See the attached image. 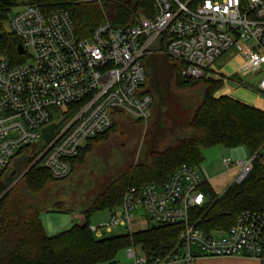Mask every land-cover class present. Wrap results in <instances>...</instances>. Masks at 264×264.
Masks as SVG:
<instances>
[{
	"label": "built area",
	"instance_id": "1",
	"mask_svg": "<svg viewBox=\"0 0 264 264\" xmlns=\"http://www.w3.org/2000/svg\"><path fill=\"white\" fill-rule=\"evenodd\" d=\"M91 3L101 0H73ZM6 26L23 46L24 61L0 57V170L26 146H43L36 159L55 180L67 178L70 161L87 142L114 124V113L135 120L153 116L155 101L143 88L146 58L163 55L181 65L184 79L212 77L214 66L243 43L242 70L264 67V0H154V14L138 12L136 25L106 22L89 38L76 35L69 13L44 12L27 5L14 11ZM219 75V74H218ZM224 86L229 78L223 76ZM245 84V83H244ZM258 92L264 95V76ZM79 104L69 116V106ZM62 117L53 123V116ZM55 125L48 142L43 131ZM20 150V151H18ZM252 160H223L240 183ZM211 186L204 168L182 165L164 185L129 187L109 222L89 226L98 239L116 227L132 229L135 219L180 228L174 248L164 257L129 248L134 264H194L201 258L244 257L264 260V214L244 212L226 232L203 233L191 220L203 208ZM78 221L85 223L84 216Z\"/></svg>",
	"mask_w": 264,
	"mask_h": 264
},
{
	"label": "trees",
	"instance_id": "2",
	"mask_svg": "<svg viewBox=\"0 0 264 264\" xmlns=\"http://www.w3.org/2000/svg\"><path fill=\"white\" fill-rule=\"evenodd\" d=\"M27 5L38 6L46 13L56 10L69 13L80 39L89 38L106 22L136 25L139 11L148 18L154 14V0L94 3L0 0V57L16 64L24 61L17 50L21 42L6 24L14 11ZM180 70L181 65L163 55L153 54L146 58L147 82L143 88L154 98L155 117L163 118L168 111L161 91L163 81H171L180 94L196 96V101L191 102L184 97L177 101L172 97L168 101L179 108L178 124L170 135V145L159 150L151 147L139 164L106 180L99 189L87 191L74 184L73 177L87 168L89 155L106 144L121 121L128 118L122 112H115L113 127L90 139L79 156L70 161L72 171L67 178L53 179L43 167L42 159L21 174L23 176L0 199V264H115L119 252L134 246H139L148 256H166L179 240L178 227L154 226L123 236L105 235L98 239L89 230V220L98 212L114 213L119 209L129 187L149 183L161 186L178 167L199 166L203 150L214 146L230 151L244 149L249 159L253 158L252 169L242 182L232 183L221 194L205 186L208 200L203 208L191 213L192 222L209 235L228 231L244 212L264 214V112L227 96L216 97L224 86L222 80L213 77L184 79ZM78 108L79 104H71L69 116ZM187 114H191L189 119L185 118ZM42 151L41 145L26 146L19 155L29 168ZM7 167L0 170V197L12 183L7 177ZM47 212L81 215L86 222L76 220L70 229L48 236L41 221V215Z\"/></svg>",
	"mask_w": 264,
	"mask_h": 264
},
{
	"label": "rangeland",
	"instance_id": "3",
	"mask_svg": "<svg viewBox=\"0 0 264 264\" xmlns=\"http://www.w3.org/2000/svg\"><path fill=\"white\" fill-rule=\"evenodd\" d=\"M244 42H239L237 44L238 49L243 48ZM247 72V71H246ZM211 76L217 80H222L224 77L218 75L212 71ZM264 76V67L252 70L251 73H247L244 79L245 87L256 90L258 89L259 83ZM233 79V78H232ZM239 79L234 78L233 80L239 81ZM223 81V80H222ZM224 88V86H223ZM223 88L216 94V97L227 96L223 95ZM161 91L164 93V103L168 111L165 116L158 115L155 117V112L150 120L147 121H136L133 118H124L116 133L110 137L109 141L97 147V149L88 157V165L84 171L73 177V183L79 184L84 187L87 191H93L95 188L104 186V182L118 174L124 173L131 165L139 164L143 159V155L153 149H163L171 143L170 135L173 134L172 130H175V125L178 124V119H176L179 108L173 103L168 102L170 98L175 97L176 101L180 97H184L189 102L196 101L195 94H180L174 90L171 81H163L161 83ZM166 94V95H165ZM229 97V96H227ZM178 103V102H177ZM172 115V117H170ZM191 114H187L185 118L189 119ZM65 117L59 113L53 116V123H57L61 118ZM87 146V145H86ZM85 146V147H86ZM85 149V148H84ZM20 151V150H18ZM242 155L244 158H249L248 153L243 149ZM232 157L231 151L227 150L222 146H214L206 148L202 152V160L199 166L196 168H204L210 178V182L215 185L220 182H229L234 178V171H227L224 166L223 160ZM26 161L22 155H16L8 164L7 177L10 178L9 182L15 181L26 168ZM3 170V169H1ZM15 175L12 177V173ZM215 190H217L215 188ZM110 211H102L94 214L90 220V226L98 227L103 223L109 222L111 215ZM41 221L45 226H50L55 229L58 226V232L65 231L67 228L61 227H71L72 214H60L47 212L41 215ZM156 226L151 222H143L141 225L139 223L132 224V232L144 231L148 228ZM130 231L125 227H116L111 233L106 234V236H123L129 234ZM108 264V263H104ZM115 264H134L132 258L128 256L127 250H122L118 253ZM196 264V263H194Z\"/></svg>",
	"mask_w": 264,
	"mask_h": 264
},
{
	"label": "crops",
	"instance_id": "4",
	"mask_svg": "<svg viewBox=\"0 0 264 264\" xmlns=\"http://www.w3.org/2000/svg\"><path fill=\"white\" fill-rule=\"evenodd\" d=\"M242 64H243V59L240 55V50L238 48H234L230 50L215 64L214 66L215 73L230 79L223 88V95H227L234 100L244 103L250 107L257 108L264 112V95L258 92V90L256 91L245 87L244 80L243 81L241 80L244 79V77L248 73L245 70H242ZM232 78L233 79L241 78V79H239V81H235ZM242 151H243L242 148L231 150L232 157L229 158H232L235 162L242 161L244 159H249L243 157ZM231 181L232 179L229 182L226 181L225 183L217 182V184L215 183V185L211 183V187L217 194H221L227 189ZM215 188L217 190H215ZM78 216L79 215H72V223H71L72 226L74 222L78 220ZM133 223H139L140 225L142 224L141 220L139 219H135ZM43 226L48 236H54L53 234H55L56 232H58V230H60L58 229V226L57 227L55 226V229L51 228L50 226L49 227L45 226L44 223ZM71 227L64 226L61 228H67L66 230H68ZM129 231L130 233H135L134 231L132 232V229ZM94 237L97 238L95 235ZM196 264H264V260L244 258V257L201 258L196 261Z\"/></svg>",
	"mask_w": 264,
	"mask_h": 264
},
{
	"label": "water",
	"instance_id": "5",
	"mask_svg": "<svg viewBox=\"0 0 264 264\" xmlns=\"http://www.w3.org/2000/svg\"><path fill=\"white\" fill-rule=\"evenodd\" d=\"M18 53L19 54H23L24 52V49H23V46L21 44H19L18 48ZM54 129H55V125H51L49 126L48 128H46L44 131H43V140L45 142H48L51 137L53 136L54 134ZM37 163V160L28 168L30 169L33 165H35ZM15 175V172L12 173V177ZM23 175H20L14 182L11 183V185L9 186V188L7 189V191L0 197V199L16 184V182L22 177Z\"/></svg>",
	"mask_w": 264,
	"mask_h": 264
}]
</instances>
